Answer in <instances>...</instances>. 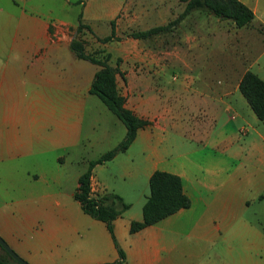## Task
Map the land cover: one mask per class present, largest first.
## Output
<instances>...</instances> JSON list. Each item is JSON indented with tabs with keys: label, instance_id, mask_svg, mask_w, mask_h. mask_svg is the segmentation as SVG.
I'll return each instance as SVG.
<instances>
[{
	"label": "crops",
	"instance_id": "0c3cea01",
	"mask_svg": "<svg viewBox=\"0 0 264 264\" xmlns=\"http://www.w3.org/2000/svg\"><path fill=\"white\" fill-rule=\"evenodd\" d=\"M240 1L254 19L264 15L262 0ZM75 2L76 12L69 9ZM160 2L149 11L141 0H19L12 28L10 2H0V51L17 53L0 68V208L7 209L0 211V236L30 264H264V228L250 220L264 208V124H235L243 120L237 110L245 102L236 93L242 73L233 81L229 74L175 77L142 68L187 65L205 40L183 43L177 53L151 45L141 53L133 41L118 48L116 88L125 108L148 123L123 152L92 167L90 193L112 197L123 259L103 222L108 234L89 231L94 218L73 197L88 161L114 147L125 127L89 93L98 66L75 57L68 33L79 12L94 34L100 19L112 20L115 32L166 24L169 0ZM210 31L212 38L225 33L222 24ZM154 170L180 178L189 206L129 233Z\"/></svg>",
	"mask_w": 264,
	"mask_h": 264
},
{
	"label": "trees",
	"instance_id": "16d2710c",
	"mask_svg": "<svg viewBox=\"0 0 264 264\" xmlns=\"http://www.w3.org/2000/svg\"><path fill=\"white\" fill-rule=\"evenodd\" d=\"M183 10L166 24L150 27L146 30H133L126 34L132 39H146L170 29L176 25L185 15L192 10H201L215 16L219 20H228L237 28L248 27L253 19L252 10L240 0H184ZM77 30L85 28L90 31L87 24L81 21V13L77 15ZM110 32L106 36L97 38L99 42L117 39L114 30V22L111 20ZM69 48L75 57L87 60L98 66L94 72L89 86V93L98 97L107 109L113 113L125 127L122 139L111 149L101 153L96 158L89 160L85 171L77 178V185L73 192L74 199L79 203L81 210L90 217L105 224V227L113 240L120 259L124 255L116 244L113 236L111 221L118 216V211L113 208V200L109 194L90 193L91 169L96 164H101L113 158L117 153L123 152L135 136V131L148 123L134 115L124 106V97L119 94L115 85V74L118 73L117 64L108 63V55L102 59L86 53L78 40L72 39ZM237 89L246 101L254 116L264 121V81L249 70L242 72ZM189 206V199L182 191L180 178L172 173L154 170L148 178V195L141 206V219L129 222V233L153 224L158 220L174 213L180 208ZM0 264H18L0 247Z\"/></svg>",
	"mask_w": 264,
	"mask_h": 264
},
{
	"label": "rangeland",
	"instance_id": "374dc122",
	"mask_svg": "<svg viewBox=\"0 0 264 264\" xmlns=\"http://www.w3.org/2000/svg\"><path fill=\"white\" fill-rule=\"evenodd\" d=\"M1 1L2 0H0V2ZM88 1L93 2V0ZM141 1L143 5H146L149 11L155 6L158 7L161 3L160 0ZM9 2V9L11 10L9 24L12 28L16 23L15 16L18 14L19 0H9ZM184 4V0H169V8L171 13L170 20L176 17H174V13H177L178 15V12H181ZM261 5L264 6V0L261 1ZM69 9L76 12L81 9V6L75 2L69 6ZM192 11H194V14H197L195 16L188 15L185 18V21L179 22L176 25L170 27V29L152 35L146 39H132L126 36V34L130 31L121 32L120 28H117V31L115 32V35L118 37L117 39L113 38L106 42H99L97 38L107 35L110 29L108 20L104 19H100L95 22V29L97 31L95 34L85 28H80L78 30L75 29V32L73 33H68L67 39L69 38L70 40L74 39L80 41L84 52L92 54L96 58L102 59L103 56L108 55V63L112 66H115V62L118 60L117 58H120L117 56L119 53L118 48L120 46L122 47V45L125 43L127 44V42H135V47L140 49L141 53L145 52V47H149V45L153 46V48H156L155 51H158V53L161 51L177 53V51H180L178 48L183 46V43L205 40V43L201 45V48H198L199 50L198 54L196 55V60L189 62L187 65L174 62V64L166 65L164 70H162L160 65L152 66L150 68L143 66L142 68L146 69L149 74L152 72H154V74L164 72L166 75H172L175 77L181 76L184 73L195 76L205 74L220 76L223 74H229L233 81H235L243 71L249 70L264 81V15H257L255 19L253 18L248 25L250 28L234 27V29H232L231 27L230 29V22L228 20H221V22H219L220 20H218V18L204 11L196 9ZM153 23H155V21L149 22V24ZM217 24H222V28L225 30V33H215L214 37L212 38L209 32H211L210 30H214V27L217 26ZM48 30L51 32L53 27L49 26ZM126 46L128 47V45ZM16 56V51L10 50L8 54L6 51H0V68L4 63L7 64L8 68L10 61ZM236 93L238 96H240L242 102L244 101L245 103L242 108L237 110L238 113L243 116V120L239 121L238 119L235 124H244L245 122H248V124H253L254 121L252 120H256L258 122L254 124H264V121H261L254 116L246 101L239 93L238 89H236ZM230 124H232V122ZM48 152L49 150H44L42 151V154L48 156L50 153ZM44 163L50 164L48 160H45ZM73 166H75V164ZM140 187L141 183L138 185V190ZM128 199H131L133 203L132 208L129 209V212H131L134 210L135 206L134 197L129 196ZM2 208H0V211L6 212L7 209ZM73 208L74 211L78 210V206L76 204H73L72 209ZM252 209H255V207H252ZM257 211L260 213L259 216H251L250 220L256 226L259 225L264 228V208L258 207ZM89 231L91 233L108 234L104 230L102 222L97 219H94L93 223L89 224ZM57 235L59 238L64 235L61 228L58 229ZM230 243L233 245L234 250L240 249V242L238 240L232 241ZM221 244L222 242L217 243L218 249L223 248ZM186 245L187 248H195V242L191 240H188ZM61 260H63V258ZM56 264H60L59 260L56 261Z\"/></svg>",
	"mask_w": 264,
	"mask_h": 264
},
{
	"label": "water",
	"instance_id": "95a60500",
	"mask_svg": "<svg viewBox=\"0 0 264 264\" xmlns=\"http://www.w3.org/2000/svg\"><path fill=\"white\" fill-rule=\"evenodd\" d=\"M0 247L18 264H29L22 258H20L9 246L8 244L0 237Z\"/></svg>",
	"mask_w": 264,
	"mask_h": 264
}]
</instances>
